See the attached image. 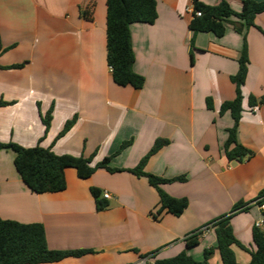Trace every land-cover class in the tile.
<instances>
[{"label": "crops", "instance_id": "1", "mask_svg": "<svg viewBox=\"0 0 264 264\" xmlns=\"http://www.w3.org/2000/svg\"><path fill=\"white\" fill-rule=\"evenodd\" d=\"M94 1L91 18H85L89 0H0V99L10 103L0 107V141L83 156L91 165L110 157L109 167L130 169L156 139H165L144 170L163 178L184 176L185 181L161 188L173 198H186L188 206L179 216L155 218L159 197L145 177L103 168L87 179L67 168L64 190L37 194L17 173L14 153L1 149L0 218L42 224L50 249L87 251L42 264H133L181 252L200 261L205 249H212L209 264H222L210 223L243 203L248 210L232 215L230 224L234 237L252 250V227L264 211L254 204L264 193V101L249 106L248 98H264V34L256 28L264 31V12L256 15V27L238 33L228 24L216 37L189 30L192 0H155L153 24L129 26L133 71L144 78L135 89L111 78L106 0ZM226 1L241 11L242 0ZM244 39L249 62L236 139L254 154L237 162L223 153L233 119L219 107L235 97L230 77L237 72ZM17 64L22 66L3 68ZM50 108L45 130L41 115ZM74 116L70 129L57 137ZM125 141L130 144L117 152ZM92 187L109 193V199L100 194L105 209L96 210ZM200 230L198 245L187 248L185 237ZM231 248L238 264L249 262L248 252Z\"/></svg>", "mask_w": 264, "mask_h": 264}, {"label": "trees", "instance_id": "2", "mask_svg": "<svg viewBox=\"0 0 264 264\" xmlns=\"http://www.w3.org/2000/svg\"><path fill=\"white\" fill-rule=\"evenodd\" d=\"M95 5L94 0H89L86 9L82 12L85 18H91ZM106 63L111 72L113 82L118 86H131L140 89L143 86L144 78L133 71L134 55L131 47L129 26L133 23L153 24L157 18L155 0H106ZM192 18L188 23L189 30L193 33L211 32L216 37H222L226 26L231 24L238 33L243 28L256 27L254 19L257 14L264 12V0H242V9L235 12L231 9L226 0H218L216 4L210 5L201 0H192ZM194 11H199L200 16H196ZM237 18L241 22L237 23L230 18ZM262 34L260 28L256 27ZM3 52L0 37V54ZM237 72L230 77V81L235 87V97L230 101H224L219 107V113L228 111L233 119V125L227 129V139L223 145L225 157L231 161L243 162L253 156V152L240 144L236 139V129L241 117V87L247 75L248 54L246 40L238 57ZM22 64L10 65L3 68H19ZM264 101V98L256 100L249 96V106L256 105ZM9 102L0 99V107L9 105ZM207 108H212L211 99H206ZM76 117L66 121L57 137L67 132L75 122ZM51 120V108L41 115V122L45 130L49 127ZM130 144V141L123 142L119 150ZM167 144L165 139H156L150 150L139 160L137 165L130 169H117L109 167L110 157H105L95 165H91V159L83 156L57 155L50 148L36 145L34 147H22L13 142L3 143L0 141V150L9 149L14 153L13 165L21 177L22 181L34 193H55L66 188L65 170L72 168L80 179H87L98 168H103L108 172L126 170L137 177H145L148 184L152 186L159 197L158 207L154 214L157 218L162 213H169L179 216L188 206L186 198H173L166 194L161 185L170 182H183L184 176L173 178H163L144 170L148 158ZM95 201L96 210L105 209L108 204L100 199V191L90 188ZM255 205L264 204V193H260L254 202ZM250 205L236 203L231 213L220 216L211 221L214 228L217 249L222 264H238L235 254L231 248L236 245L245 250L250 255L247 264H264V226L261 228L253 225L252 243L254 248L247 249L233 235L230 218L236 212L247 211ZM235 212V213H234ZM264 216V211H262ZM203 231H196L187 235L184 239L187 248L198 245ZM84 250H55L50 249L45 240V232L42 224H24L13 220L0 218V264H42L60 261L66 257H79ZM212 254V249L203 251V259L195 260L186 252H181L176 256L166 259H157L154 264H209L207 258Z\"/></svg>", "mask_w": 264, "mask_h": 264}, {"label": "built area", "instance_id": "3", "mask_svg": "<svg viewBox=\"0 0 264 264\" xmlns=\"http://www.w3.org/2000/svg\"><path fill=\"white\" fill-rule=\"evenodd\" d=\"M193 11V10H192ZM194 14L196 16H200V12L199 11H194ZM101 197L104 198V199H109L110 198V195L108 192H103L101 194ZM260 209L264 210V204L260 205ZM254 225L258 228H261L262 226H264V216L261 215V217L255 221ZM151 257L149 256H146V257H142L140 258L139 260H137L135 263L133 264H154L153 262L154 261H150Z\"/></svg>", "mask_w": 264, "mask_h": 264}, {"label": "rangeland", "instance_id": "4", "mask_svg": "<svg viewBox=\"0 0 264 264\" xmlns=\"http://www.w3.org/2000/svg\"><path fill=\"white\" fill-rule=\"evenodd\" d=\"M258 220V219H257Z\"/></svg>", "mask_w": 264, "mask_h": 264}]
</instances>
